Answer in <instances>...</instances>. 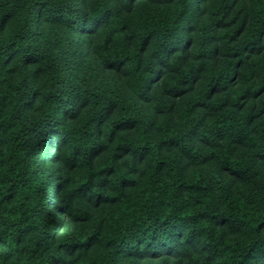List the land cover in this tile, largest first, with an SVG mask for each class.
Returning <instances> with one entry per match:
<instances>
[{
	"label": "trees",
	"instance_id": "obj_1",
	"mask_svg": "<svg viewBox=\"0 0 264 264\" xmlns=\"http://www.w3.org/2000/svg\"><path fill=\"white\" fill-rule=\"evenodd\" d=\"M0 264H264V0H0Z\"/></svg>",
	"mask_w": 264,
	"mask_h": 264
}]
</instances>
